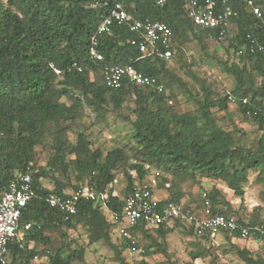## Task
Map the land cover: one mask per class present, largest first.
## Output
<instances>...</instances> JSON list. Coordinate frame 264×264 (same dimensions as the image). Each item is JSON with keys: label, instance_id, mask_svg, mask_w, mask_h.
Listing matches in <instances>:
<instances>
[{"label": "trees", "instance_id": "16d2710c", "mask_svg": "<svg viewBox=\"0 0 264 264\" xmlns=\"http://www.w3.org/2000/svg\"><path fill=\"white\" fill-rule=\"evenodd\" d=\"M116 1H121L135 18L165 22L178 52L192 41L204 48L210 39L209 31L195 26L188 17V0H164L162 5L156 0H0V194L16 175L27 171L33 190L20 217L22 223H31V229L23 241L8 245L6 264H86V247H73L75 239L67 233L77 227L85 230L88 246L100 241L108 245L113 264H130L123 255L128 240L119 235L118 241L111 239L115 225L108 218L110 213H122V200L114 193V182L120 176L125 180L121 194L132 190L135 182L143 186L154 169L161 172L160 188L171 177H203L222 181L241 198L252 171L256 174L254 181L264 187V0H254L262 18H256L244 0L230 1L235 15L223 39L230 58L220 64L231 76L232 87L223 94L204 85L200 93L193 94L164 59L143 55L131 43L137 34L120 25H113L110 32L99 37L98 50L103 59L92 60L88 55L90 36ZM72 62L84 66V70L67 72ZM51 63L62 70L60 75ZM106 64L132 65L154 76L163 91L127 80L117 87H107L102 77L90 78ZM178 93L191 97L196 108L174 111L168 100ZM229 96L235 99L233 105L242 120L260 132L255 141L245 140L241 127L219 123L215 113L223 111L227 115ZM87 111L94 122L106 121L108 113L116 112L130 127L127 142L106 151L93 147L82 124L71 142L67 131L77 128ZM46 136L50 137L49 155L44 165H38L35 148ZM45 179L51 187L43 184ZM83 183L92 185L98 195L80 199L75 213L49 205L50 196L68 194ZM104 193L106 200L100 198ZM206 193L213 214L230 215L231 207L220 190L212 188ZM181 197L173 191L169 200L182 203ZM238 221L256 225L252 219L249 223ZM177 227L196 238L189 253L192 260L203 252L213 255L206 243L215 246L214 240L206 232H198L193 223L179 219L158 227L140 223L130 232L135 248L148 256L155 252L152 246L166 254L164 237ZM49 232L58 233V245H54ZM222 235L227 244L225 253H233L243 264H264V257L235 242H257L253 236L243 238L239 231H223ZM144 237L152 243L140 245L139 239ZM209 260L220 264L215 258Z\"/></svg>", "mask_w": 264, "mask_h": 264}, {"label": "built area", "instance_id": "2783aa9c", "mask_svg": "<svg viewBox=\"0 0 264 264\" xmlns=\"http://www.w3.org/2000/svg\"><path fill=\"white\" fill-rule=\"evenodd\" d=\"M231 0H188L186 12L192 23L202 29L209 31V38L213 41H223L230 27V19L235 12L230 4ZM256 18H262V10L254 0H244ZM164 0H156L162 5ZM113 25H120L137 34L131 40L138 50L146 56H159L165 61L171 60L178 52L177 46L171 41V29L163 21L140 20L129 13L121 1H116L110 6L108 12L102 16L96 26L95 32L90 36L88 55L92 60L101 61L102 54L98 50L99 37L108 33ZM261 27L264 30V20ZM261 50L262 46L258 45ZM53 71L60 75L62 70L50 64ZM84 70V66L72 62L66 71ZM102 82L107 87H117L122 80L135 84L153 87L157 92L163 91V85L154 77L137 71L132 65L106 64L101 70ZM230 102L235 99L229 96ZM245 101V99H243ZM170 102V101H169ZM129 173L135 176V171ZM161 172L157 169L151 170L141 186L134 183L132 190L121 194L116 188L119 181L115 180L114 193L122 200V213L109 214V220L115 225L117 234L128 240V249L135 250L134 237L130 230L144 223L149 227H158L170 224L174 219L186 223H193L198 232H206L211 239L222 235L223 231H239L241 237H254L264 247V226H247L241 224L238 219L231 215L212 213L210 200L207 193H201V206L186 208L183 203L169 199H160L154 194V189L160 181ZM33 195L32 179L30 173L24 172L16 175L6 189L0 194V264L9 261L8 245L12 242H21L25 239L31 223L20 221L22 208ZM98 195L94 187L83 183L68 194L50 196L48 203L52 207H58L62 211L73 214L76 212L77 203L80 199H93ZM102 200L107 199V193L100 195Z\"/></svg>", "mask_w": 264, "mask_h": 264}, {"label": "rangeland", "instance_id": "374dc122", "mask_svg": "<svg viewBox=\"0 0 264 264\" xmlns=\"http://www.w3.org/2000/svg\"><path fill=\"white\" fill-rule=\"evenodd\" d=\"M226 47L227 41L225 40L219 42L209 39L205 42L204 50L200 44L192 41L183 46L182 50L177 52L171 60L166 61V65L171 71L182 78L193 94L200 93L202 85L211 87L220 94L227 93L232 87V78L222 70V65L220 64L221 60L230 58ZM90 78L100 80V71L92 72ZM168 104L177 113L192 111L196 108L193 99L185 93H178L174 99L168 100ZM87 113L88 115L77 123V128L73 126L72 129L67 131V138L71 142H74L75 131L81 124L84 126V132L92 142L93 147H101L106 151L127 142L130 127L116 112L108 113L106 121L96 122H94L93 116L88 111ZM215 115L219 118V123L225 126L230 127L235 124L241 127L244 132V138L247 141H255L260 133L254 125L242 120L241 115L233 103L229 105L227 115L223 111H217ZM49 140L50 137L46 136L43 143L35 148V161L38 165H44L46 162L49 155ZM255 176V172H250L249 181L244 186V194L241 198L234 195L232 190L222 181L203 177H197L196 179L171 177L170 182L165 187L155 188L154 194L160 199H170L171 192L178 191L182 195L180 201L186 208H195L198 210L201 206V193L208 192L212 188H217L220 190L224 199L228 201L231 207V216L241 219L244 223H249L252 219L258 225L264 223V187L262 184L254 181ZM119 178V183L116 188L122 190L125 185V180L122 176ZM42 182L45 186L51 187V182L48 179ZM112 230L111 239L118 241L116 227L114 226ZM67 233L70 238L75 239V243H72L73 247L75 245L86 247V264H113V253L108 245L100 241L88 246V238L82 227H77L73 230L70 229ZM49 234L52 237L54 245H58L60 243L58 233L49 232ZM195 239L194 235L189 234L183 228L177 227L173 228L164 237L162 246H164L166 254L160 252L156 246H152L151 249L155 252L148 256H142L140 250L137 249L133 251L126 249L123 251V255L130 264H141L142 261L146 264H170V262L175 264L189 262L193 264H212L209 260L210 258H215L220 264H243L233 253L224 252L227 249V244L223 235L215 237V246H212L209 242L206 243L209 246L208 250L213 255H208L207 252H203L201 257L192 260L189 253L195 247ZM158 241L161 243L162 239ZM139 242L140 245L152 243L146 237L140 238ZM235 242L239 246L249 248L255 255L264 257V247L258 242L245 239H235ZM217 245H222V248H216ZM37 263L38 261L32 262V264Z\"/></svg>", "mask_w": 264, "mask_h": 264}]
</instances>
